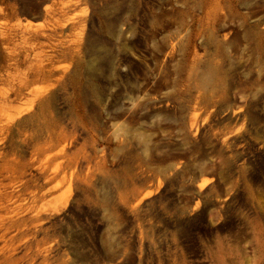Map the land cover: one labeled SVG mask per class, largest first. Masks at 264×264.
<instances>
[{"label":"rangeland","instance_id":"rangeland-1","mask_svg":"<svg viewBox=\"0 0 264 264\" xmlns=\"http://www.w3.org/2000/svg\"><path fill=\"white\" fill-rule=\"evenodd\" d=\"M0 232L16 264H264V0H0Z\"/></svg>","mask_w":264,"mask_h":264},{"label":"bare ground","instance_id":"bare-ground-1","mask_svg":"<svg viewBox=\"0 0 264 264\" xmlns=\"http://www.w3.org/2000/svg\"><path fill=\"white\" fill-rule=\"evenodd\" d=\"M47 70H49V69H47ZM50 70H51V68H50ZM50 73H51L50 75L53 76V74H54L53 71H51ZM49 77H51V76H49ZM51 92H52L51 88L46 90L47 94L45 93L44 95H42V97H41L42 99L40 100L39 103H42L44 100H47L49 98L48 94H50ZM20 233H21V237L29 234V232H20ZM8 234H9V232H0V235H1L0 241H1V239H5ZM26 249L28 251H31V260L33 262L39 263V264H49L50 263V261H51L50 250H47V249L42 250L38 246H34L33 243L27 244ZM0 257H2L0 264H16L17 263L14 255L7 257L4 252H1V250H0Z\"/></svg>","mask_w":264,"mask_h":264}]
</instances>
